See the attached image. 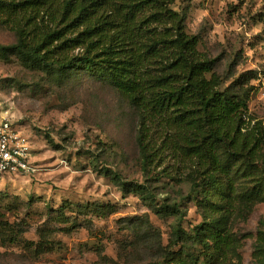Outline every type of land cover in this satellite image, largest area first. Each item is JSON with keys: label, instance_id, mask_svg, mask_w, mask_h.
<instances>
[{"label": "trees", "instance_id": "obj_1", "mask_svg": "<svg viewBox=\"0 0 264 264\" xmlns=\"http://www.w3.org/2000/svg\"><path fill=\"white\" fill-rule=\"evenodd\" d=\"M177 1L0 0V24L16 34L14 44L0 45V59L14 57L61 85L85 76L121 93L140 120L137 144L147 180L161 168L164 178L190 186L187 196L159 204L147 186L108 171L157 217L174 218L162 264H233L239 240L232 221L241 208L264 202V125L249 115L255 74L235 81L230 72L218 74L217 60L186 32L185 16L173 8ZM182 197L195 199L202 211L204 220L191 233ZM66 210L114 213L111 205L63 204L55 211L60 224L69 222ZM142 224L154 230L149 220ZM45 236L38 253L49 249Z\"/></svg>", "mask_w": 264, "mask_h": 264}, {"label": "rangeland", "instance_id": "obj_2", "mask_svg": "<svg viewBox=\"0 0 264 264\" xmlns=\"http://www.w3.org/2000/svg\"><path fill=\"white\" fill-rule=\"evenodd\" d=\"M173 8L185 16L186 32L199 37V50L217 60L218 74L230 72L234 81L255 74L249 115L264 125V0H178ZM15 42V32L0 24V45ZM0 117L29 138L36 170L0 182V264L163 263L174 218L157 217L108 171L147 186L159 204L187 196L190 186L164 178L161 168L147 180L137 144L140 120L121 93L85 76L61 85L14 57L0 59ZM259 166L264 174V159ZM182 201L184 228L191 233L203 222L202 211L195 199ZM68 203L111 205L114 213L78 216L66 210L69 222L60 224L55 211ZM241 209L231 224L239 240L232 263L264 264V246L257 247L264 202ZM73 223L78 227L70 229ZM43 234L49 249L38 253Z\"/></svg>", "mask_w": 264, "mask_h": 264}, {"label": "built area", "instance_id": "obj_3", "mask_svg": "<svg viewBox=\"0 0 264 264\" xmlns=\"http://www.w3.org/2000/svg\"><path fill=\"white\" fill-rule=\"evenodd\" d=\"M31 154L29 138L8 119L0 117V182L12 176L34 173Z\"/></svg>", "mask_w": 264, "mask_h": 264}]
</instances>
